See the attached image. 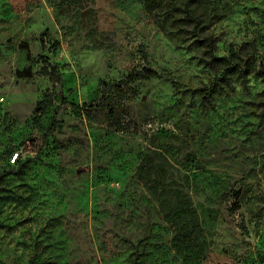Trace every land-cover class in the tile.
<instances>
[{
    "label": "rangeland",
    "instance_id": "rangeland-1",
    "mask_svg": "<svg viewBox=\"0 0 264 264\" xmlns=\"http://www.w3.org/2000/svg\"><path fill=\"white\" fill-rule=\"evenodd\" d=\"M262 110L264 0H0V264H264Z\"/></svg>",
    "mask_w": 264,
    "mask_h": 264
},
{
    "label": "trees",
    "instance_id": "trees-1",
    "mask_svg": "<svg viewBox=\"0 0 264 264\" xmlns=\"http://www.w3.org/2000/svg\"><path fill=\"white\" fill-rule=\"evenodd\" d=\"M234 53H232L233 55ZM233 59L231 57L229 58H220V59H213L212 63L216 65L217 67H220L222 69V76L217 79L215 83H213L209 89H194L192 92L199 91L203 98H208L209 96H214L219 92V86L221 84L228 86L229 84V76H238L242 79H246L249 74V63L248 60L242 64V63H234L232 61ZM135 79L143 80V79H149V78H158L160 77L157 72L147 70L142 73H137L134 75ZM174 86L178 87L179 85L175 84ZM47 97L38 103V108H40L44 102L46 101ZM262 115H264V110H262ZM11 170L5 171L0 173V182L4 180L8 175H10ZM131 264H139V254L134 252L133 257L131 259Z\"/></svg>",
    "mask_w": 264,
    "mask_h": 264
},
{
    "label": "water",
    "instance_id": "water-1",
    "mask_svg": "<svg viewBox=\"0 0 264 264\" xmlns=\"http://www.w3.org/2000/svg\"><path fill=\"white\" fill-rule=\"evenodd\" d=\"M78 173H79V171H78Z\"/></svg>",
    "mask_w": 264,
    "mask_h": 264
}]
</instances>
